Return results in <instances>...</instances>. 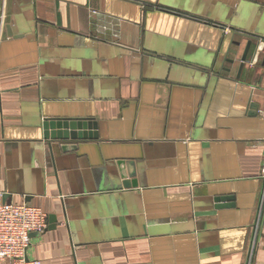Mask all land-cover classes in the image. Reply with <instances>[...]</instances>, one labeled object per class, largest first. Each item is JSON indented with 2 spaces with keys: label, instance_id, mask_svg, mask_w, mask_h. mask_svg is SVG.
<instances>
[{
  "label": "crops",
  "instance_id": "1",
  "mask_svg": "<svg viewBox=\"0 0 264 264\" xmlns=\"http://www.w3.org/2000/svg\"><path fill=\"white\" fill-rule=\"evenodd\" d=\"M0 10V204L48 215L28 259L247 264L253 244L251 263L264 264V0ZM244 35L260 46L240 71ZM50 120L95 125L92 138L53 162ZM118 161L135 163L136 188L121 186Z\"/></svg>",
  "mask_w": 264,
  "mask_h": 264
},
{
  "label": "water",
  "instance_id": "2",
  "mask_svg": "<svg viewBox=\"0 0 264 264\" xmlns=\"http://www.w3.org/2000/svg\"><path fill=\"white\" fill-rule=\"evenodd\" d=\"M9 27L6 28L7 34L9 35ZM246 40V45L240 59L239 70L241 71L244 64L247 62V58L252 51L251 59L253 60L258 53L260 40L257 37L252 36H242ZM234 47H239L241 43L232 42ZM228 55L236 56V50H230ZM229 65L234 64V59L226 58L224 60ZM224 69V68H223ZM226 70V69H224ZM95 125L87 124L84 121H57L50 120L43 123V141L47 143L48 157L55 162L56 157H59V153L68 154L69 152H74L76 150L75 146L67 144V142H76L79 140H85L87 138H92L90 132H88ZM96 136V135H95ZM66 144H62V143ZM64 160V159H63ZM119 173L120 184L124 189L136 188L138 186L139 177L136 171V165L133 161H118L116 164ZM117 189V188H115ZM219 201H230L228 198L217 199ZM50 227L48 229H54L56 226V219L54 217L49 218ZM35 235V234H34ZM32 235V236H34ZM31 236V237H32Z\"/></svg>",
  "mask_w": 264,
  "mask_h": 264
},
{
  "label": "built area",
  "instance_id": "3",
  "mask_svg": "<svg viewBox=\"0 0 264 264\" xmlns=\"http://www.w3.org/2000/svg\"><path fill=\"white\" fill-rule=\"evenodd\" d=\"M97 14L96 11H91V15ZM3 19L4 15L0 10V20ZM260 177L264 183V163ZM47 227L48 215L36 207L27 204H0V264H41L39 261L28 259L27 252L31 236L43 234ZM252 248L253 244L249 250L247 264H252Z\"/></svg>",
  "mask_w": 264,
  "mask_h": 264
}]
</instances>
